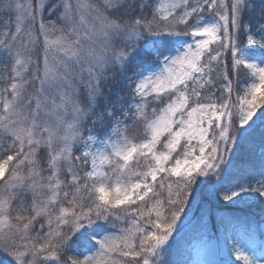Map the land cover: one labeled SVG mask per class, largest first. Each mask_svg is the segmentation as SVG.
I'll return each instance as SVG.
<instances>
[{
  "label": "snow or ice",
  "instance_id": "1",
  "mask_svg": "<svg viewBox=\"0 0 264 264\" xmlns=\"http://www.w3.org/2000/svg\"><path fill=\"white\" fill-rule=\"evenodd\" d=\"M251 201L264 0H0V264H264Z\"/></svg>",
  "mask_w": 264,
  "mask_h": 264
},
{
  "label": "trees",
  "instance_id": "2",
  "mask_svg": "<svg viewBox=\"0 0 264 264\" xmlns=\"http://www.w3.org/2000/svg\"><path fill=\"white\" fill-rule=\"evenodd\" d=\"M119 90V86H114L115 91ZM261 151V142L259 131L254 135L249 145H246L239 156L242 160L253 165H258L259 154ZM207 187V186H206ZM211 191V188H208ZM264 205L259 202L250 203L245 206L234 205L231 208H215L213 210V222L216 223L221 217H235L237 221L234 225L236 230L240 232H249L252 225L261 223L264 219ZM196 240L195 237L191 240V244Z\"/></svg>",
  "mask_w": 264,
  "mask_h": 264
},
{
  "label": "rangeland",
  "instance_id": "3",
  "mask_svg": "<svg viewBox=\"0 0 264 264\" xmlns=\"http://www.w3.org/2000/svg\"><path fill=\"white\" fill-rule=\"evenodd\" d=\"M257 115H259V113H257ZM256 202L258 201H251L249 203L240 204L238 206H245L247 204L256 203ZM263 219H264V216H263ZM252 229H253L252 234H247L245 237H249V236L254 237L257 243L260 242L261 240H264V221L260 224L253 225ZM196 243H197V240L193 243V245H195Z\"/></svg>",
  "mask_w": 264,
  "mask_h": 264
}]
</instances>
